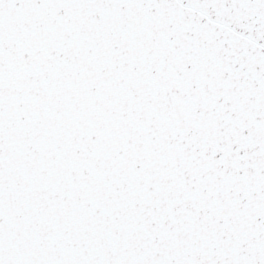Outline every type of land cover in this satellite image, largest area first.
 Listing matches in <instances>:
<instances>
[{"label":"snow or ice","instance_id":"snow-or-ice-1","mask_svg":"<svg viewBox=\"0 0 264 264\" xmlns=\"http://www.w3.org/2000/svg\"><path fill=\"white\" fill-rule=\"evenodd\" d=\"M0 264H264V0H0Z\"/></svg>","mask_w":264,"mask_h":264}]
</instances>
